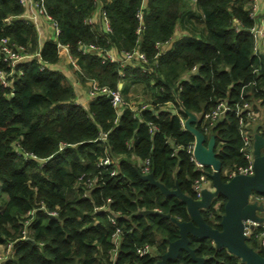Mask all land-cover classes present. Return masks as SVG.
<instances>
[{"label":"trees","instance_id":"trees-1","mask_svg":"<svg viewBox=\"0 0 264 264\" xmlns=\"http://www.w3.org/2000/svg\"><path fill=\"white\" fill-rule=\"evenodd\" d=\"M196 2L197 12L187 0H45L60 28L58 41L77 58L73 73L83 83L97 79L120 89L132 102L118 115L105 94L93 96L87 107L77 104L73 84L52 67L60 61L58 42L40 44L37 27L25 22L19 0H0V38L10 37L42 59L18 64L9 86L0 81V193L6 195H0V252L11 244L1 264H157L180 237L174 219L189 221L191 215L186 201L166 194L142 173L140 161L150 159L153 180L194 199L195 180L203 172L210 178L212 172L211 166L198 168L188 152L195 135L182 124L186 111L197 115L192 125L207 139L216 135L225 181L227 169L248 164L235 109L249 101L262 114L264 58L254 53L252 34L257 21L250 16L249 0ZM99 10L98 19L89 22ZM185 18L201 25L199 36L192 33L168 49L159 47ZM91 43L119 54L138 47L148 62L124 67L103 62L78 48ZM8 69L0 53V71ZM220 101L230 109L210 126L205 114ZM102 131L106 140L100 139ZM260 133L264 136V125ZM106 153L113 164L101 169L97 162ZM90 177L96 179L91 188ZM225 202L219 195L202 209L216 228L221 229ZM189 238L203 264H247L209 238ZM247 242L258 249L255 236ZM146 244L151 251L140 255L138 248ZM165 264L198 261L182 248Z\"/></svg>","mask_w":264,"mask_h":264},{"label":"built area","instance_id":"built-area-1","mask_svg":"<svg viewBox=\"0 0 264 264\" xmlns=\"http://www.w3.org/2000/svg\"><path fill=\"white\" fill-rule=\"evenodd\" d=\"M250 2V16L256 19V12H257V3L254 0H249ZM21 5L24 6L25 12L22 15L26 23H34L38 30V16L44 15L49 19L54 27V33L57 37L56 41L59 45V55L62 57V53L65 54V56L68 58L69 62L74 66L78 67L77 65V58L73 55V53L70 50V46L68 44H64L58 41V37L60 34V28L58 27V24L53 20L52 16L48 13L46 8L45 0H19ZM105 12L103 11L102 14ZM99 14H101V11L95 12L92 16L88 18V21L93 23L96 21L99 17ZM142 10L139 11L138 17L140 20H142ZM105 28L110 30V24L105 21L104 22ZM252 34L254 36V48L253 51L255 54L260 53L263 55L262 48H264V23L261 25L256 22V24L252 27ZM170 41L167 40L165 42H158L157 45L159 47H164L167 43ZM79 50H81L83 53H95L99 55L102 58L103 62H106L107 60L111 62H118L120 67H124L127 64L136 63V64H146L148 62V58L146 54L140 50L138 47L122 51L119 56L114 53V51H105L103 48H101L98 45L95 44H80L78 46ZM0 53L3 57L4 62H6L7 66L9 67L8 70H2L0 71V81L5 86H9L11 83V75L14 73L15 68L18 64H20L23 61H27L34 56H37L40 61H42L39 54H33L29 53L26 50V47L23 45L18 44L10 37H2L0 38ZM44 65H41V68H43ZM54 69H56V64L52 65ZM143 71H146V68H142ZM120 73L123 74L122 70H120ZM90 87L89 92L91 96H95L97 94H105L108 97H110L111 102L113 106L117 109L118 115L121 107L124 105H129L133 107L132 102L126 101L123 97L120 89L114 90L110 89L108 86H102L100 85L99 81L97 79H91L89 81ZM77 104H80L76 100ZM146 105H143L141 108H144ZM229 106L224 102L220 101L214 108H212L210 111H208L205 114V121L208 122V125H213L216 123L223 115V113L227 110H229ZM237 115L239 116V124H240V134L242 138V152L244 153L246 159L248 160V164L246 166H240L238 168H234L232 170H226L225 174L228 176V180L232 178L233 176L237 174H253L254 173V133H253V124L256 121L259 114L256 113L253 105L249 101H243V103L238 104V106L235 109ZM261 111L264 112V104L261 106ZM185 120L184 118L181 119L182 124L185 127ZM207 129H209V126H207ZM100 139L106 140L107 139V132H101L100 133ZM194 147L195 142L190 144L188 146V152H190L192 159L196 162L198 168H203V165L201 162H199L195 155H194ZM113 164V160L111 157L106 153V155L100 157V159L97 162V165L101 169H107L109 165ZM142 173L144 175L150 174L151 172V166H150V159L146 158L143 161H140ZM116 168L113 169L111 172L112 174H115ZM88 187L91 188L96 183L95 178H88L87 179ZM206 188H213L212 180L208 178V175L203 172L200 174L199 178H197L194 182V189L197 193V199H200L203 193V190ZM251 200L258 201L259 204L262 205V211H259L258 214H261L264 217V196L254 193L251 196ZM108 201H111L109 198ZM100 208H104V206H101ZM52 215L56 214V211L51 212ZM109 219L112 223H116V218L112 215H109ZM26 233V230H24V234ZM121 230L118 228L113 233V240L115 244L117 245L119 242ZM245 233L247 235V238L250 236H255L260 249L261 247H264V219L262 221H252L248 220L245 222ZM7 246V252H10L11 244H4ZM152 249L150 244H146L140 248H138V253L140 255H144L148 252H150ZM7 253V254H8ZM7 254L4 252H0V264L1 262L7 257Z\"/></svg>","mask_w":264,"mask_h":264},{"label":"water","instance_id":"water-1","mask_svg":"<svg viewBox=\"0 0 264 264\" xmlns=\"http://www.w3.org/2000/svg\"><path fill=\"white\" fill-rule=\"evenodd\" d=\"M262 57L264 58V54ZM119 86H122L121 82ZM186 112L188 117L185 120V127L195 135L194 155L203 165L212 167L209 176L213 188L204 189L201 198L194 199L183 194L180 190L167 189L163 184L153 180L151 173L146 175L166 194H177L186 201L191 215L189 221L174 219L179 226L180 237L171 242L168 251L162 255L157 264H165L167 258L175 257L182 248L188 250L192 257L197 259L198 264H203V259L195 257L194 250L190 247V234L211 239L216 247L227 248L247 264H264V247L256 249L250 246L245 233L246 221H262L264 219L261 214H258L259 211H262V205L256 200H251V196L255 192H264V136L258 132L260 123H257L253 128L254 173L237 174L225 181L221 174L222 162L216 155V135L212 133L207 139L205 133L192 125V122L197 120V115L191 111ZM219 195L226 198L224 212L220 220L221 229L208 223L202 214V209L208 208L212 200ZM145 212L149 213L152 210Z\"/></svg>","mask_w":264,"mask_h":264},{"label":"crops","instance_id":"crops-1","mask_svg":"<svg viewBox=\"0 0 264 264\" xmlns=\"http://www.w3.org/2000/svg\"><path fill=\"white\" fill-rule=\"evenodd\" d=\"M187 1L189 2V5L191 6L192 10L197 12L198 6L196 0H187ZM254 1L257 3V7H258L256 12V21L258 22L259 25H261L262 23H264V0H254ZM194 20H195L194 18L192 19L185 18L182 22H180L175 30V34L173 35V38L170 40L169 43L164 45V48L166 49L170 48L174 41H176L177 39H181L184 36L193 35L195 33L196 35L199 36L201 25L197 26V22ZM38 24H39L38 32H39L40 44H43V42L47 40L56 41L57 37L54 33L53 24L49 19H47L46 16L39 15ZM262 52L264 54V48H262ZM116 55L119 56V53H116ZM71 65L72 64L69 62L68 58L65 56L64 53H62V57H60V61L56 64V69H59L65 73L67 80L73 84L76 90L77 93L76 100L84 107H87L90 101L92 100V96L89 92L90 84L89 82L88 83L81 82L77 77V75L73 73L71 69L73 65L72 66ZM260 112L262 114H259L256 121L254 122V126L257 123H260L258 132L261 131V127L264 125V112L263 111Z\"/></svg>","mask_w":264,"mask_h":264},{"label":"rangeland","instance_id":"rangeland-1","mask_svg":"<svg viewBox=\"0 0 264 264\" xmlns=\"http://www.w3.org/2000/svg\"><path fill=\"white\" fill-rule=\"evenodd\" d=\"M39 33V32H38ZM140 88V87H139ZM134 89H135V87H134ZM136 89H137V86H136ZM141 89V88H140ZM138 91H140V90H138ZM141 92V91H140ZM0 195H1V197H4V196H6L4 193H0ZM246 240L248 241V238H246ZM258 243V242H257ZM249 244V243H248ZM253 244V243H252ZM251 243L249 244L250 246H252V247H254V248H257V247H255V244H253L252 245ZM258 247H259V244H258ZM1 251L2 252H4V254L6 253H8L7 251V246L6 245H2V247H1ZM8 255V254H7Z\"/></svg>","mask_w":264,"mask_h":264}]
</instances>
